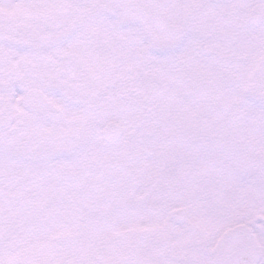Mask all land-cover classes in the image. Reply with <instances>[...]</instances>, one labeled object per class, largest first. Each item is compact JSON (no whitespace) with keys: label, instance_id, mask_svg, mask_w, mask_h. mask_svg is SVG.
<instances>
[{"label":"snow or ice","instance_id":"snow-or-ice-1","mask_svg":"<svg viewBox=\"0 0 264 264\" xmlns=\"http://www.w3.org/2000/svg\"><path fill=\"white\" fill-rule=\"evenodd\" d=\"M0 264H264V0H0Z\"/></svg>","mask_w":264,"mask_h":264}]
</instances>
